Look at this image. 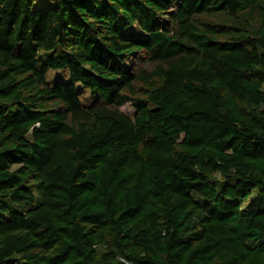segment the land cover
Instances as JSON below:
<instances>
[{
  "label": "trees",
  "instance_id": "trees-1",
  "mask_svg": "<svg viewBox=\"0 0 264 264\" xmlns=\"http://www.w3.org/2000/svg\"><path fill=\"white\" fill-rule=\"evenodd\" d=\"M0 264H264V0H0Z\"/></svg>",
  "mask_w": 264,
  "mask_h": 264
},
{
  "label": "rangeland",
  "instance_id": "rangeland-1",
  "mask_svg": "<svg viewBox=\"0 0 264 264\" xmlns=\"http://www.w3.org/2000/svg\"><path fill=\"white\" fill-rule=\"evenodd\" d=\"M55 74H56V73L51 72V73L48 74V75H49L48 77H49V78H53ZM55 76H56V75H55ZM121 109H122V111H123L124 113H126L127 115H129V116H132V115H133L134 110H133V108L131 107V105H130L129 103L124 104V105L121 107Z\"/></svg>",
  "mask_w": 264,
  "mask_h": 264
}]
</instances>
